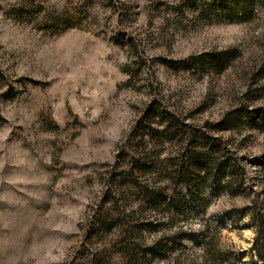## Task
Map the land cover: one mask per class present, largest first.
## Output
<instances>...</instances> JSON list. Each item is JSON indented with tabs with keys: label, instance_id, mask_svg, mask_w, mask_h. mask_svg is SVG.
<instances>
[{
	"label": "rangeland",
	"instance_id": "1",
	"mask_svg": "<svg viewBox=\"0 0 264 264\" xmlns=\"http://www.w3.org/2000/svg\"><path fill=\"white\" fill-rule=\"evenodd\" d=\"M255 205L264 0H0V264L248 261Z\"/></svg>",
	"mask_w": 264,
	"mask_h": 264
},
{
	"label": "trees",
	"instance_id": "2",
	"mask_svg": "<svg viewBox=\"0 0 264 264\" xmlns=\"http://www.w3.org/2000/svg\"><path fill=\"white\" fill-rule=\"evenodd\" d=\"M239 7H241V9L243 10L244 16H249L248 13L244 11V4L241 6L239 5ZM193 157V154L189 155L190 162H193ZM247 210L251 212L250 221L248 225L243 226L241 229H255L256 238L253 248L254 257H252L248 261H245L247 255L246 252H225L217 248V244H215L213 238H210L209 240H207V238H204L203 240H201L203 241L202 243L205 249L204 262L202 264H264V212L258 207V205L247 208L246 211ZM246 211L235 210L233 212L235 215L234 217L236 218V223L241 222L244 219ZM229 216L233 217L232 214H229ZM215 223V231L227 228L228 225L227 220H225L224 217L216 218ZM212 229V227H208L209 231H212ZM235 229H238V226ZM203 236H205V233H203ZM194 237L195 236H193V238ZM194 241L196 244H201L198 238H194Z\"/></svg>",
	"mask_w": 264,
	"mask_h": 264
}]
</instances>
